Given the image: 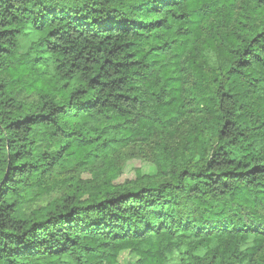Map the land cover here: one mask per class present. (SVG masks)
I'll return each mask as SVG.
<instances>
[{"label":"trees","instance_id":"1","mask_svg":"<svg viewBox=\"0 0 264 264\" xmlns=\"http://www.w3.org/2000/svg\"><path fill=\"white\" fill-rule=\"evenodd\" d=\"M123 251L264 264V0H0V264Z\"/></svg>","mask_w":264,"mask_h":264},{"label":"rangeland","instance_id":"2","mask_svg":"<svg viewBox=\"0 0 264 264\" xmlns=\"http://www.w3.org/2000/svg\"><path fill=\"white\" fill-rule=\"evenodd\" d=\"M26 44L23 45V50L25 53V49H26ZM141 172L142 175H152V170H150L147 165L141 163L138 160H131L129 162H127L126 166L123 169V173L122 176L119 178V180L117 182H121L123 183L126 180H135L137 177V173ZM93 175H88L86 174L84 176V178H89V179H93ZM138 257L130 251H123L119 254L118 259H117V263L116 264H138ZM63 264H72L69 260H65Z\"/></svg>","mask_w":264,"mask_h":264}]
</instances>
